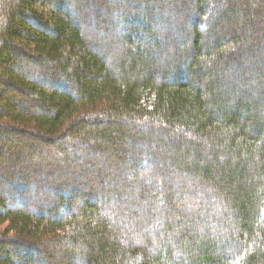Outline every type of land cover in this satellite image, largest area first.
Returning <instances> with one entry per match:
<instances>
[{
    "label": "trees",
    "instance_id": "16d2710c",
    "mask_svg": "<svg viewBox=\"0 0 264 264\" xmlns=\"http://www.w3.org/2000/svg\"><path fill=\"white\" fill-rule=\"evenodd\" d=\"M84 1L0 0V143L78 139L82 162L62 175L73 184L29 180L24 168L1 181L0 264H264V57L246 56L257 1L241 13L240 0L224 10L188 0L182 22L167 19L171 0L115 17L140 1ZM98 31L116 36L104 43ZM123 141L146 147L127 155ZM24 144L0 158L18 168ZM104 148L150 174L131 171L87 199L84 172L97 164L82 157ZM172 174L203 200L179 201ZM26 181L54 196L20 197Z\"/></svg>",
    "mask_w": 264,
    "mask_h": 264
},
{
    "label": "rangeland",
    "instance_id": "374dc122",
    "mask_svg": "<svg viewBox=\"0 0 264 264\" xmlns=\"http://www.w3.org/2000/svg\"><path fill=\"white\" fill-rule=\"evenodd\" d=\"M86 1H88V0H86ZM86 1H84V2H86ZM117 1L121 2V0H117ZM124 1L128 2L129 0H124ZM139 1L140 2H138L137 4H133L130 1L128 2V4H125V5L122 4V6H120V8L117 9L118 11L114 10L115 8H113L112 15H114V17H115V16L123 14L124 12L128 13L129 15H133V13L137 12V11L142 13L145 10L142 3L144 2L145 6H147L146 3L153 5L151 3H153V1H155V0H139ZM157 1L162 2L163 0H157ZM172 1H173L172 4H170V5L166 4L165 5V10L169 13L167 15V19H169V18L175 19L176 18V19L181 20V22L185 21L187 16L185 14H180V10H178V9L182 10L183 8H187L189 6V4H191V3H189L188 0H171V2ZM221 1L225 2V0H215V2H216L215 4L217 6H220V10H224V3L221 4L220 3ZM255 1H257V7L255 8L256 14H255V16H253L254 30L252 31L251 35L248 38L249 44L253 45L254 49L252 51H248L246 56L247 57H250V56L254 57L255 56L256 58L257 57L261 58V57H264V0H255ZM246 2H248V0H240L237 2L238 5L240 6V12L241 13H245L248 10L247 5H249V3H247V5H246ZM175 6L177 9H175ZM120 9H121V11H119ZM130 10H133V11H130ZM108 17H111V16L108 15ZM166 22H167V20L165 21V23ZM186 29H189L187 31L190 32V30L192 28L190 27V25L187 24ZM178 32H179V30H178ZM100 33H101V31L95 32V35H93V36L102 35V39L105 40L104 43L108 42V40H110L113 37L115 38V36H116V35H113L111 33L105 34V35L100 34ZM178 34L180 35V33H178ZM178 34L176 36H178ZM176 36H175V39L172 38V36L170 39V43L172 45H174V47H177L178 41L183 42V38L179 37V40H178V38ZM117 39H119V36L117 37ZM187 39L190 40V37L187 36ZM179 45H181V43ZM165 50H167L166 47H165ZM188 50L189 49L187 47H185V46L183 47V52H188ZM232 51L234 53V49ZM161 52L164 53V51H162V50H161ZM257 54H259L260 56H258ZM262 67L264 68V63L262 64ZM251 69H252V67H251ZM22 72H24V71L22 70ZM260 88H261V90L264 89V81L260 84ZM20 102H22V104L19 103V104H21V108H23L24 106H26L29 103V101H27V100L20 101ZM22 105H24V106H22ZM26 107H31L29 109H31L33 111L37 110L32 103L30 104V106H26ZM125 128L127 130H131L132 126L130 124H127L125 126ZM157 138H160V137H157ZM28 140H25L24 137L21 139H18V137H14V138L12 137V138H9L8 140L4 141L3 143H0V149H2V151H3L4 149H6V147L8 146V144L10 142H12L14 144H16V143L19 144V141H22L24 143H27V144H24V146H22V148L24 150L26 149L27 151L30 152L29 155H27V153H25V151L19 152V154L21 155L23 163L21 162L22 164L18 165V168L11 167V162H13L14 159L4 152L8 157L0 158V177H1L0 178V187H2L1 181H4L3 180L4 178L11 176L14 173V171H17L18 169H21V168H24L26 176L28 177L29 180L32 177H36L39 180H42L43 178H45V180L48 179L49 181H52L55 179V177H57L58 175H61L59 177V180H57V182L61 186H63L62 185L63 180L68 181V179H70L68 182H65V183L75 182V178L73 177V175H71L68 178L64 177L62 175L64 172H66V174H64V175H67V174L70 175L71 173H76L77 172L76 170L72 171V169L71 168L68 169V167L82 165L81 160L80 159H78V160L74 159L75 156L73 155V152L77 150L76 145H78L80 143V141L78 139H66V141H64V143H60L58 146L55 143H52V144L49 142L45 143L44 141H42V139L40 137L35 138L34 140H32V142H29ZM123 143L124 144L121 146L124 148V150H125L124 152L127 155L132 150H140V148L143 149L146 147V145H141L140 147L130 148L129 142L123 141ZM102 151H103L102 154L98 155L96 157H93V156L82 157V158H85L86 162H88L87 165H89L90 163L97 164L96 168L88 169V172H84L86 180H87L85 182L88 185L86 191L84 192V195L87 199L91 198V196H92L91 192L94 191V189L96 191H98L100 188L104 187L106 190H108V189L110 190V187L115 184L114 182L118 178H126V179H124V181H127V182L131 181L130 176H129L130 178L127 179V177H128L127 174L131 173V171H133V168L130 169V166H128V164H131V163H128L125 165L120 164L117 155L113 154V152H112L113 150L111 148H104V149H102ZM107 153L109 155V158L108 157L102 158V155L107 154ZM45 157H47L46 163H45V165H43ZM59 157H61V160ZM63 163H64V165H63ZM60 164L64 166V167L63 166L62 167L65 169V171L62 167H60ZM140 166H141V164H135L134 165V171L132 173H134V174L135 173L136 174L142 173L143 175L148 176L150 173H145ZM67 169H68V171H67ZM80 172L81 171H78L77 175H79ZM170 178L175 180V182H174L175 186L174 185L173 186L178 191L177 197H178L179 201L181 199L183 201H184V199L187 200V197H195L194 199L197 201L203 200V199H200V196H198V191L196 189H194L193 186H189V185L184 183V182H186L185 180L183 181L179 177L174 178L173 174L170 175ZM161 179L163 180V182H165L166 186H168L170 183L173 182V181H171V179H170V181H168L167 176H164ZM24 180H27V179H24ZM29 183H30V181H26L25 187L23 188V190L20 191V193L17 192L18 195H20V197H23V198L27 197V199L30 197V198L34 199L33 197H53L54 196L51 194V190H50V192H48L46 190V187H43L41 189V191H39V192H38V190L29 188V185H30ZM75 185H77V183ZM186 187H188V189ZM137 188H139V187H136V189H135L136 191H138ZM48 189H50V188H48ZM12 191L14 192V190H12ZM151 191L157 192V190H155L154 187L151 188ZM200 192L204 193L205 196L207 197L206 192H204V191H200ZM113 197H116V196H113ZM206 197H204V198H206ZM95 198H96V194H95ZM95 198H92V199H95ZM128 199L129 198H127L126 202H123V203L117 202L116 204H119L121 207L122 206L125 207L126 204L129 203ZM45 204L48 205L49 202L47 201V202H45ZM116 204H115V206H117ZM150 205L151 204H147L145 206V208L150 207ZM26 208H29V207L27 206ZM114 208L112 209V211L116 212ZM196 208H197V205H192V206L186 207L188 212H191V211L193 212L196 210ZM0 230H2V229H0ZM57 260H58V258H57ZM57 260L50 261L49 264H58ZM61 260H62V258H61Z\"/></svg>",
    "mask_w": 264,
    "mask_h": 264
}]
</instances>
